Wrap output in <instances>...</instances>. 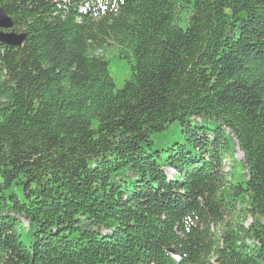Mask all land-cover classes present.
<instances>
[{
    "label": "trees",
    "instance_id": "trees-1",
    "mask_svg": "<svg viewBox=\"0 0 264 264\" xmlns=\"http://www.w3.org/2000/svg\"><path fill=\"white\" fill-rule=\"evenodd\" d=\"M0 6V264H264V0Z\"/></svg>",
    "mask_w": 264,
    "mask_h": 264
},
{
    "label": "rangeland",
    "instance_id": "rangeland-1",
    "mask_svg": "<svg viewBox=\"0 0 264 264\" xmlns=\"http://www.w3.org/2000/svg\"><path fill=\"white\" fill-rule=\"evenodd\" d=\"M109 59H110V73L111 76L115 80V84L117 89H122L124 88L126 82L131 78L132 76V67L131 64L129 63L128 60L121 59L119 56L114 55V54H109ZM173 131L175 133V137H178L180 135V128L176 125L173 126ZM234 157H235V162L236 166L233 169L234 172V177L233 180L234 182H243L246 183L247 177L244 172V168L242 165L239 163V160H243L244 154L243 152L237 147L234 152ZM229 166L232 167V161H229ZM170 172V169L169 171ZM251 220L247 221V224ZM23 239L27 242L28 237L27 235L23 234Z\"/></svg>",
    "mask_w": 264,
    "mask_h": 264
},
{
    "label": "water",
    "instance_id": "water-1",
    "mask_svg": "<svg viewBox=\"0 0 264 264\" xmlns=\"http://www.w3.org/2000/svg\"><path fill=\"white\" fill-rule=\"evenodd\" d=\"M25 38V33H18L14 30L12 18L0 6V42L17 47L23 44Z\"/></svg>",
    "mask_w": 264,
    "mask_h": 264
}]
</instances>
